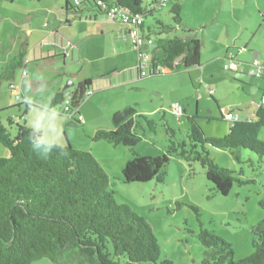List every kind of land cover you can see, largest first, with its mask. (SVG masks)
<instances>
[{
	"label": "trees",
	"instance_id": "obj_1",
	"mask_svg": "<svg viewBox=\"0 0 264 264\" xmlns=\"http://www.w3.org/2000/svg\"><path fill=\"white\" fill-rule=\"evenodd\" d=\"M111 1L132 13L142 14L140 31L143 33L145 17H153L154 11L166 0H151L150 4H145V0ZM88 3L95 6L94 0H81L77 6L65 0L63 7L78 16ZM180 12L179 0H173L169 10L173 24H164L154 17L155 41L148 76L159 75L162 70L178 72L199 65L201 43L190 35V30L184 31L183 36H168L181 25ZM25 56V52L20 51L6 61L0 71V85L12 80L17 70L23 68ZM109 75L78 83L69 93V109H80L86 93L93 92V87L107 85ZM10 88L14 85L10 84ZM64 101V92H56L50 98V105L63 108ZM21 105L24 106L22 115L28 107L36 106L25 99L16 107ZM52 108L51 111H55ZM62 108L60 113H63ZM63 115L67 117L66 127L83 125L77 116ZM186 118L189 127L185 138H179L178 131L168 124L162 127L166 136L162 155L134 154L125 161L121 176L124 183L163 182L164 168L173 156L187 163L198 162L214 191L222 195H227L234 183H246L235 177L232 170L216 164L210 158L208 147L227 150L238 163L243 162L238 154L240 148L264 159V141L259 137V130L264 126V104L256 106L253 119L229 121L227 133L218 138L206 136L195 117ZM110 119L111 128L94 130L89 134L91 140L133 147L141 141L137 128L142 129L145 123L147 129L154 132L156 127L148 115L129 106L115 111ZM21 120L16 123L9 117L7 126L0 124V145L9 153L7 157H0V264H31L40 258L56 264H155L160 258V249L152 225L126 203L116 202L113 191L108 189V174L94 155L68 143L45 145L39 132ZM12 124L16 128L14 136L10 132ZM259 205L264 208V197ZM189 206L198 217V208ZM197 238L207 248L199 264H264V218L252 229L253 251L243 259L234 260L231 244L201 223ZM161 264L171 262L165 259Z\"/></svg>",
	"mask_w": 264,
	"mask_h": 264
},
{
	"label": "rangeland",
	"instance_id": "obj_2",
	"mask_svg": "<svg viewBox=\"0 0 264 264\" xmlns=\"http://www.w3.org/2000/svg\"><path fill=\"white\" fill-rule=\"evenodd\" d=\"M69 1L72 4V0ZM150 2L151 0H145V4H150ZM62 3L63 0H0V71L9 57L16 54L17 47L13 43L20 31L19 24L26 25L25 22H22L25 16L29 14L32 20L37 21L38 18L44 17V9L61 14ZM172 4L173 0L164 1L161 7L157 8L159 10L154 11L153 17H145V24L153 28L154 17L162 20L164 24H173L169 14ZM179 4L181 25L168 36H173L175 33L183 34L184 31L190 30L198 40L206 45L209 44L205 48L206 50L202 48L201 51L199 64L203 67L208 58L210 46L214 44L216 49H220L218 47L220 43L216 44V41L225 38L226 33L229 36L226 46H229L228 50L235 57L239 53L237 47L241 48L244 41L257 30L262 19L261 14H264V0H179ZM259 8L262 13L258 11ZM72 19L77 18L73 17ZM245 23L247 28L240 29L241 24ZM262 23L264 24V22ZM258 35H255L252 43L264 45ZM103 41V37L94 32L92 35L86 36L83 42H80L82 62L64 67L75 70L78 75L62 76L63 86L70 82L73 85L70 84L67 89L74 88L78 80L83 82L87 76L101 71L102 66L111 65V76L127 70L125 67L126 55H112L110 59L103 57V52L101 53L99 50V43ZM146 45L149 47V51L143 52L144 56L147 55L146 61H144L145 70L148 69L150 52L153 48L152 44ZM224 49L225 47L222 48V50ZM133 50L136 52L135 49ZM136 56L138 59V53ZM235 62L234 58L224 57L220 62L209 63L210 65L207 63L206 68L216 67L214 75L207 76L205 74L206 76H202L201 79L205 84L209 81L207 84L209 89L205 88L203 90L206 91L200 90L199 93L195 91L191 98L180 103V106H184L185 109L182 111L180 119L170 102V99L175 96L174 93H164L165 100L162 107L156 113L148 115V118L156 124L154 132H150L143 123L142 129L137 128L136 130L141 136V141L133 147L113 146L105 141L95 142L89 135L92 134L95 125L100 124L99 127L105 129L103 123H110V117L105 114V109L116 106L120 93L116 89L125 88L127 85L101 88L85 98L80 112L85 115H83V119L87 125L71 128L61 125V128H58V139L63 146L65 145L64 135H67L74 148L89 151L94 155L108 174V189L113 191L116 202L126 203L152 225L160 249V258L155 264H161L165 259L169 260L171 264H199L207 251V248L197 238L200 223L208 231L214 232L231 244L234 260L243 259L253 251L252 229L264 218V208L259 205V201L264 197V159L260 160L256 154L240 148L238 154L244 163H238L227 150L208 147L210 158L216 164L227 167L233 171L235 177L246 181L245 184L234 183L227 195L214 191L206 179L204 169L198 162L187 163L177 156H173L166 164L164 168L166 175L161 183L150 180L144 183L127 184L121 179L125 161L132 159L134 154L155 157L164 153L166 144V136L162 129L164 125L168 124L178 131L179 138H185L186 129L189 127L185 115H195L196 124L206 136L211 138L222 137L227 133L229 122L223 119L227 112L234 117L245 115L246 118L253 119V110L264 93L263 87L257 83L261 79V75L252 76L250 71L240 74L241 65L238 64L236 65L238 67H235ZM59 63V59H46L44 62L37 61L36 63L28 62L26 67L28 74L23 77V80H21L23 68H20L15 79L2 82L0 103L10 95L13 102H21L22 97L30 101L32 99L36 101L38 97L45 98L47 96L45 93L52 89L55 74L43 71L44 66L48 67L45 68L48 71L49 67H57ZM244 68L246 69V67ZM162 74H166V71L162 70ZM39 76L47 77L48 82L39 85L28 81L29 78L33 79ZM248 76L251 77L248 78ZM145 79L150 82L155 78L145 77ZM9 84H13L14 88L11 89ZM159 85L163 91L169 90V85H163V83ZM196 85L198 87V82ZM131 92H135L132 94L138 95L142 104L146 106L151 107L155 103L161 104L160 100L157 101L158 96H153L154 93L146 88ZM43 95L46 96L43 97ZM153 97L156 98L150 105L148 100ZM197 97L200 99L197 100ZM197 101L198 106L195 104ZM49 106L47 104L45 107L49 108ZM23 107V105L16 107L13 104L8 107L9 109L0 111L3 121L1 124L7 126V119L10 116L14 121L22 122L19 116L22 114ZM131 107L136 110L140 109L134 105ZM48 113L46 109L40 110L36 107L30 109L29 112L26 111L25 118L28 119L27 122L30 126L37 131L41 130L45 136L53 135L57 129L51 128L53 121ZM10 132L12 136L16 134L13 124L10 126ZM259 137L264 141V126L259 130ZM0 149L6 155L9 154L2 145H0ZM240 170L242 173L239 172ZM177 203L182 204L177 207ZM189 205L198 208V217ZM31 264L56 263L40 258ZM138 264L150 263L140 262Z\"/></svg>",
	"mask_w": 264,
	"mask_h": 264
},
{
	"label": "crops",
	"instance_id": "obj_3",
	"mask_svg": "<svg viewBox=\"0 0 264 264\" xmlns=\"http://www.w3.org/2000/svg\"><path fill=\"white\" fill-rule=\"evenodd\" d=\"M14 1V0H12ZM18 1V0H16ZM64 2L65 0H63V3L61 4V14H57L56 12L52 11L50 12L48 9H44V17H40L38 18L39 20L34 21L29 17V14H27V16H25V18L23 19L22 22H25L26 25L24 24L23 26H20V31L17 34V36L15 37L16 40L14 41L13 45L15 47H17L16 51H15V56L20 52V51H24L25 52V58H24V66H23V72H22V78L21 80H23V77H26L28 73H26V67H27V63L28 62H32V63H36L37 61L40 62H44V60H51V59H59L60 63L59 66L57 67H49L50 69L47 71L45 70V68L47 66H44V70L47 73H53L55 74V79L53 80V86L51 87L52 89H50L49 92L45 93L46 96L45 98H39L35 101L34 99L30 100H26L25 98L22 97V99H25L26 101H30V103L36 104V106H32V107H28L30 109H34L37 107V109L40 110H44L46 109V111H48L49 116L52 118L53 121V125L51 126V128H56L57 131H55V133L53 135H44L42 134V131H37L36 129H34V127L30 126L29 123L27 122V118H25V113L24 115L21 116V118L24 120V123L26 126H28L29 128L39 132L40 134V140L42 143H44L45 145H62V143H60V140L58 139V128H61V125L65 126V123L67 121V117L65 115H63V113H60V108L61 105H56L53 108L50 105V98L51 96L56 93V92H64V94L66 93H71L76 89V86L78 83H82V81L78 80L77 84L74 88L72 89H65V86L62 85V81L63 78H61L62 76L67 77V76H76L78 75V73H75L76 71L73 69H69V68H64L66 66H71L73 64H77V63H81L82 62V49H81V45L80 42H83V39L86 36L92 35L94 32L103 37L104 41L99 43V50H101V53L103 52V57H105V59H110L112 58V55L116 56V55H126V60H125V67H127V70L121 72V73H116L114 76L109 75L108 77V83L107 85H103L100 88H96L93 87V92H95V90H100L101 88H108L110 86L113 85V87H119V86H125L127 85V87H123L121 89H116L117 92H120L118 95L119 97V101L116 104L115 107H112L111 109L108 107L107 109H105V114L109 117H111V114H113L115 111L117 110H121L125 107H131L132 105L134 106H138L140 109L136 110L138 113H143L145 115H150L153 113H156L161 107L162 104H164V93H174V97H172L170 99L171 104H175L178 102V104L180 105V103H182L183 100L185 99H189L191 98V96L193 95V93L196 91H206L203 90L205 88L209 89V86L207 84H209V81H207V84L202 83L201 79L202 76H206L205 74H207V76H212L214 75V71H216V67H210L209 63H216V62H220L222 59H224V57H230V59H235V67H238L236 65L239 64V66L241 65L240 68V74H243V72L245 71H255L256 70V66L253 65V59L257 60V63H259L258 65L261 67L260 71H255L253 75H257L260 74L261 75V79H259V81H257V83L259 85H261L263 87L264 90V45H257L253 42V39L255 37V35H258L259 33V37H261V39L264 42V24L262 22H264V14H261V22H259L258 24V28L256 31H254V33L252 34V36L249 39H246V41H244V43L242 44V47L239 48L237 47L239 53L234 57L230 51L228 50L229 46H226V41L229 38L228 34H225V38L216 41V44L220 43V45L218 47H220V49H216L215 45L212 44V46H210L209 49V54H208V58L205 62L204 67L200 64L199 65H194L191 66L185 70L182 71H178V72H170V71H166V74H159V75H155V76H148L147 74L144 75H140L139 71H144L146 73H148V69L145 70V63L144 65L140 68V70L137 68V56L136 53H142L143 52H148L149 51V47H147L146 44H143L139 50L135 49L134 47H132L133 49L136 50V52L131 48L130 45V39L127 35V27L123 24H120L118 22L115 21H109L107 20L104 15L98 11V8L92 4H86L84 5V9L83 11L77 16L75 14H73L72 12H68L65 11L64 9ZM259 12L262 13V11L258 10ZM77 18V19H72V18ZM19 22V20H18ZM25 26V27H24ZM247 28V24H241V28ZM143 34L147 35L150 39L153 40L152 45L154 44L155 41V37L152 35V28H150L148 25L145 24L144 22V28H142ZM262 31V32H261ZM259 32V33H258ZM262 33V34H261ZM177 35V33H175ZM183 36V34H178ZM190 35L195 37L194 35H192V32H190ZM263 37V38H262ZM197 38V37H195ZM198 40V39H197ZM200 41V40H199ZM201 46H200V55L202 54V48H206L207 46H209V44H205L204 42L200 41ZM257 43V42H256ZM240 44V43H239ZM234 46V45H232ZM224 50H222V48H224ZM216 49V50H215ZM206 50V49H205ZM151 53V52H150ZM14 56V57H15ZM10 59V57H9ZM238 59V60H236ZM138 60V59H137ZM201 61V60H200ZM6 63V62H5ZM207 63L209 64L208 68H206ZM5 65V64H4ZM246 67V69L244 68ZM41 68V67H40ZM48 68V67H47ZM111 65L106 66H102L101 71H99L96 74H93L91 76H87L84 80H86L87 78H91V77H99L98 75L102 76V75H106V74H110L111 73ZM18 71V70H17ZM17 74V72H16ZM16 74H14L13 79H15ZM24 75V76H23ZM111 76V77H110ZM145 77H152L155 78L153 79L154 81H150L148 82ZM251 77V76H250ZM248 76V78H250ZM12 79V80H13ZM47 77L44 76H39V77H35L33 79H28V81L32 82V83H38L39 85L44 84L47 80ZM196 79V80H195ZM83 80V81H84ZM198 82V87L196 85V83ZM163 83L166 84L167 86L169 85V90L167 91H163L160 87L159 84ZM2 84V82H1ZM201 84H203L201 86ZM10 85V84H9ZM71 85H73V83H71ZM10 87V86H9ZM2 88V85H0V90ZM146 88L150 91H152V93H154L153 96H158L157 101L160 100L161 104H153V106L149 107L146 106L144 104H142V101L140 100L139 96L136 94H132L135 92H131V91H138L140 89ZM92 92V93H93ZM264 92V91H263ZM91 93V94H92ZM199 93V92H198ZM204 94V93H203ZM264 97V93L263 96L260 98V100ZM156 97L153 98H149L148 102H151L155 99ZM197 100L200 99V97L196 98ZM259 100V101H260ZM19 102L12 101L11 95L6 97V100H4L2 103H0V111H3L4 109H7L8 107L12 106L13 104L16 105ZM45 104V105H44ZM49 104V108H46L45 106ZM196 106H198V101L195 103ZM259 104V103H258ZM257 104V105H258ZM188 107V104H187ZM52 108L55 111H51ZM183 111H185L184 106H182ZM256 108V107H255ZM254 108V110H255ZM30 109H27V112L30 111ZM81 109V107H80ZM78 109L79 114L81 115L82 118L84 114H81V110ZM253 110V113H254ZM85 116V115H84ZM178 116V115H177ZM186 116H192L195 117V121L197 120L195 115H185ZM11 117V116H10ZM20 117V116H19ZM9 118V117H8ZM20 118V119H21ZM179 119L181 117H178ZM237 119H251L250 117L246 118L245 115H243V117H236ZM8 120V119H7ZM209 120V119H208ZM14 121V119H13ZM84 121V119H83ZM228 121V120H227ZM2 117H0V124L2 123ZM17 123V121H14ZM87 125V122H84L83 125ZM104 126L103 128L105 129H109L112 126L111 123V119H110V123H103ZM99 125H95L93 127V130H97L100 127ZM71 128V127H70ZM88 128V127H87ZM66 136V138H65ZM64 143H68L69 145H71V141L68 138L67 135H64ZM63 146V145H62ZM72 146V145H71ZM73 147V146H72ZM1 150V149H0ZM0 156H4L7 157L8 155L5 154L4 151H0Z\"/></svg>",
	"mask_w": 264,
	"mask_h": 264
},
{
	"label": "built area",
	"instance_id": "obj_4",
	"mask_svg": "<svg viewBox=\"0 0 264 264\" xmlns=\"http://www.w3.org/2000/svg\"><path fill=\"white\" fill-rule=\"evenodd\" d=\"M163 1V0H161ZM81 3V0H72V4L74 6H77ZM95 6L99 8V11L104 15V17L109 20V21H115L120 24H123L127 27V35L131 41V46L134 47L135 49L139 50V48L143 44H152V39L144 35L140 31V27L143 23V15L140 13H132L130 10H128L125 7H120L115 5L111 0L106 1V0H94ZM147 55H143L142 53H138V60H137V68L140 70V68L144 65V61H146ZM256 59H253V65L256 66L255 71H260L261 67L258 65ZM255 71H250V74H253ZM140 75H144V71H139ZM148 75V73H147ZM92 91H88L86 93L87 97L91 94ZM70 99L71 96L69 93L65 94V101L63 104L62 111L65 113L67 116H77V119L83 123L82 117L77 114V109L78 107L70 108ZM259 103L264 104V97L260 100ZM173 110L174 112L178 115V117L181 116L182 114V107L178 104L175 103L173 104ZM225 120L232 121L236 119L231 113H225L224 118Z\"/></svg>",
	"mask_w": 264,
	"mask_h": 264
},
{
	"label": "water",
	"instance_id": "obj_5",
	"mask_svg": "<svg viewBox=\"0 0 264 264\" xmlns=\"http://www.w3.org/2000/svg\"><path fill=\"white\" fill-rule=\"evenodd\" d=\"M70 82H68L66 85H65V89H67L69 86H70Z\"/></svg>",
	"mask_w": 264,
	"mask_h": 264
},
{
	"label": "clouds",
	"instance_id": "obj_6",
	"mask_svg": "<svg viewBox=\"0 0 264 264\" xmlns=\"http://www.w3.org/2000/svg\"><path fill=\"white\" fill-rule=\"evenodd\" d=\"M81 116V115H80ZM83 119V118H82ZM84 123V122H83Z\"/></svg>",
	"mask_w": 264,
	"mask_h": 264
}]
</instances>
